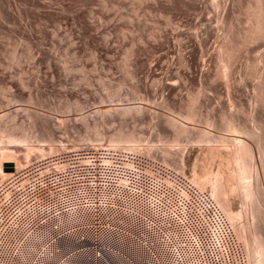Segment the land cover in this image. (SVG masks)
Returning a JSON list of instances; mask_svg holds the SVG:
<instances>
[{
	"label": "rangeland",
	"instance_id": "rangeland-1",
	"mask_svg": "<svg viewBox=\"0 0 264 264\" xmlns=\"http://www.w3.org/2000/svg\"><path fill=\"white\" fill-rule=\"evenodd\" d=\"M9 1L4 17L0 15V127L10 126L17 135H26L32 150L26 156V152L17 153L21 162L16 155L0 151V180L33 157L56 153L65 145L95 146L98 139L124 131L133 133L135 142L110 147L135 148L187 174L199 186L209 185V163L188 165L181 153L192 150L196 156L204 150L205 157L213 145L211 138L222 147L225 137H231L228 120L234 118L256 132L249 138L243 134L242 138L255 150L248 160L257 165L259 194L252 201V210L242 218L239 208L248 206L239 196H234L240 199L234 205L227 202L228 195L215 201L232 223L254 222L261 230L259 239L264 247V103L255 93L264 80V38L244 42L253 22L256 0ZM44 1L46 5H40ZM177 24L184 29L178 28L179 37ZM108 36L112 39L106 42ZM228 39L234 48L228 67L229 87L218 75L222 62L217 61L218 47ZM105 42L108 49L103 47ZM178 45L192 63L189 71L178 56ZM202 52L206 54L203 58ZM200 59L208 68L202 80L199 74L204 66ZM22 80L28 85L23 86ZM198 93L200 99H196L193 108L197 115L186 122L185 103L191 94ZM141 105L154 110V116L148 109L124 112L125 108ZM101 116L104 121L97 128L94 121ZM37 117L35 125L33 120ZM45 121L47 126L39 125ZM179 126L185 131L180 135L182 142L174 148L176 145L171 147L170 141ZM206 131L211 132L207 141L199 143L198 137ZM59 140L63 142L60 145ZM49 145L55 146L48 150ZM220 161L216 159L213 166L225 164ZM7 163L13 164L12 171L5 170ZM198 171L203 175L199 183L194 178ZM239 240L247 251L249 264H257L253 258L259 256V248L243 237Z\"/></svg>",
	"mask_w": 264,
	"mask_h": 264
},
{
	"label": "built area",
	"instance_id": "built-area-1",
	"mask_svg": "<svg viewBox=\"0 0 264 264\" xmlns=\"http://www.w3.org/2000/svg\"><path fill=\"white\" fill-rule=\"evenodd\" d=\"M248 264L208 191L142 151L65 145L0 181V264Z\"/></svg>",
	"mask_w": 264,
	"mask_h": 264
},
{
	"label": "bare ground",
	"instance_id": "bare-ground-1",
	"mask_svg": "<svg viewBox=\"0 0 264 264\" xmlns=\"http://www.w3.org/2000/svg\"><path fill=\"white\" fill-rule=\"evenodd\" d=\"M32 2H35L34 0H31ZM64 1V0H63ZM168 1V0H167ZM188 1V0H187ZM221 1V0H220ZM220 1H216V3H221ZM43 2V1H41ZM172 2V1H170ZM223 3H225V0L222 1ZM227 2H229L227 0ZM173 3V2H172ZM215 3V1H214ZM215 3V5H216ZM39 4V3H38ZM119 4V3H118ZM117 4V5H118ZM228 4V3H227ZM10 5V1L9 0H0V15L1 17H4L5 13H6V9H5V6H9ZM40 5H46L45 1L44 3H40ZM59 5L60 2H59ZM168 5V3H167ZM255 5V4H254ZM114 6H116V4H114ZM183 6V5H182ZM186 6V5H185ZM184 6V8H185ZM220 6V4H219ZM224 6V4L222 5ZM227 6V5H226ZM252 6V5H251ZM250 6V7H251ZM63 7V6H61ZM60 7V8H61ZM118 7V6H117ZM187 7V6H186ZM216 8L218 7L215 6ZM225 7V6H224ZM253 22H252V25L250 26L251 28L248 30V32L246 33V36L244 38V42L248 43V42H252L254 40H257V39H263L264 38V1H261V0H256V5L255 7H253ZM65 10V8H63ZM227 8H225L224 10L226 11ZM68 10V9H67ZM186 10V9H185ZM224 11V12H225ZM63 14V13H62ZM78 14V13H77ZM21 15V13H20ZM76 15V13H75ZM225 14H223L224 16ZM251 15V16H252ZM123 16V15H122ZM202 15H200L201 17ZM221 16V15H220ZM61 17V16H60ZM198 17V18H200ZM169 18V17H168ZM219 18V16H218ZM222 18V17H221ZM3 19V18H2ZM74 19V22H75V18ZM170 21H172V18L170 16ZM169 19H167L169 21ZM21 20V19H20ZM61 20V19H60ZM222 20V19H221ZM4 21H5V18H4ZM198 21V20H197ZM201 21V20H200ZM14 23V22H13ZM83 23V22H82ZM132 23V22H131ZM170 24L172 22H169ZM15 24V23H14ZM220 24V23H219ZM93 25V24H92ZM181 25V24H179ZM195 25V24H194ZM83 26V25H82ZM176 26V25H175ZM174 27V26H173ZM172 27V28H173ZM171 28V29H172ZM180 27H178V24H177V32L176 35L177 37L178 34L180 35V32H179V29ZM228 28V27H227ZM176 29V28H175ZM201 29V28H200ZM167 33H168V29H166ZM180 30H183L184 29H180ZM174 30H172L173 32ZM199 31V30H198ZM30 32V31H29ZM82 32V31H81ZM164 32V31H163ZM194 32V31H193ZM28 33V32H27ZM166 33V34H167ZM183 33V32H181ZM199 33V32H197ZM197 33H196V36H197ZM160 34V33H159ZM164 36V33H161L160 34V37ZM111 35V34H110ZM168 35V34H167ZM173 35H175V33H173ZM90 36V35H89ZM113 36V35H111ZM194 36H195V33H194ZM225 36V35H224ZM88 37V36H87ZM91 37V36H90ZM110 37V36H108ZM114 37V36H113ZM198 37H199V34H198ZM206 37V36H204ZM203 37V38H204ZM202 38V36H201ZM88 39V38H87ZM108 41L106 40V42H109L110 40L109 39H112L111 37L110 38H107ZM196 41H198V38L196 37ZM226 39V38H225ZM89 40V39H88ZM94 40V39H93ZM90 41V40H89ZM201 41V39H200ZM203 41V40H202ZM201 41V42H202ZM259 41V40H258ZM105 42V47L106 49H108V43ZM154 42V41H153ZM179 42V41H178ZM200 42V43H201ZM243 42V43H244ZM198 43V42H197ZM199 43V45H200ZM203 43V42H202ZM108 44V45H106ZM177 44H180V43H177ZM181 45V44H180ZM180 45H178V49H179V52H178V56L182 62V64L185 66V68L189 71V68L191 67V62L189 60V57L184 54V52L182 50H180ZM202 46V44L200 45V47ZM97 47V46H96ZM112 47V46H111ZM176 47V46H175ZM182 48V47H181ZM203 48V47H202ZM219 48V53H220V60L218 59L217 61H221L222 63H220V67H219V72H218V75L219 76H222L224 78V82L226 83V85L229 87V80H228V76L230 74V70H228V67L230 68L231 66V63H230V60H231V57L233 59V53L232 52V40L231 39H228L226 40L225 42L221 43V45L218 47ZM99 49V48H98ZM111 49H114V48H111ZM204 49V48H203ZM109 50H107L108 52ZM178 51V50H177ZM202 51V50H201ZM234 51V50H233ZM183 52V53H181ZM205 52V51H204ZM204 52H202L200 54V56L203 58L204 57ZM232 53V54H231ZM206 55V54H205ZM264 57V56H263ZM201 58V59H202ZM261 58V56H260ZM200 59V60H201ZM261 60L263 61L264 63V58ZM202 61V66L205 65V60H201ZM200 61V63H201ZM232 62V61H231ZM51 64V63H50ZM198 64V63H197ZM230 65V66H229ZM51 66V65H50ZM195 66V65H194ZM201 66V65H199ZM201 66V67H202ZM193 67V66H192ZM196 67V66H195ZM205 67V66H204ZM202 68L200 69V79L202 80V78L204 77V75L206 74V67L205 68ZM223 69V71H221ZM133 69L130 70V75L133 76L135 74V71H134V74H133ZM257 73V72H256ZM185 75V74H184ZM230 79V78H229ZM263 80V79H262ZM260 81L259 84L262 82V84L258 85L255 89H256V97L257 99L264 103V80L263 81ZM163 82V81H162ZM161 82V83H162ZM201 82V81H200ZM27 83V84H26ZM21 84L23 86H26L28 85V82H25V81H21ZM171 84V83H169ZM174 84V83H173ZM232 85V84H231ZM174 86V85H173ZM254 89V90H255ZM156 90V89H155ZM157 91V90H156ZM164 96V95H163ZM189 96V95H188ZM255 98V97H254ZM149 99V98H148ZM196 99H200V96H199V93L198 94H191L188 98V101L185 103V108L187 110V117L184 118L186 120V122H191L193 120V118L197 115V112H195L196 110L193 109L195 107V104H196ZM156 104V103H155ZM147 106V105H145ZM169 108V107H168ZM135 109H138L139 111H145L146 112V109H148V113L149 111V108H144L143 105L139 106V107H132V108H125L124 109V112H131ZM195 110V111H194ZM213 112V110H212ZM151 113L152 115L154 116V114L156 113L154 110H151ZM150 113V115H151ZM36 117V116H35ZM152 117V116H151ZM223 118H225V116H223ZM34 119V118H33ZM153 119V118H152ZM38 121V117L37 119L35 118L33 120V123L35 125H38L37 123ZM94 121V120H93ZM104 119L103 117H97L94 121V124L97 126H100L102 123H103ZM175 120L174 119H171V124L175 125L176 122H174ZM39 125H45L47 126V121L45 122H42L40 123ZM186 125V124H185ZM228 125H229V132L231 134V137L226 138L224 139L225 141V144L222 145V147H218L216 145V143H218V141H216L215 139H212L211 138V142H213V145L211 146L208 142V144L211 146V149H210V153L209 154H206L205 157H204V154H203V151L200 150L199 154H197L196 156L194 155V153L192 152V150H183L182 153H181V157H182V160L188 164V165H194V166H198L199 164H203L204 162L207 161V165L211 166V169L207 172L206 176L209 180V185H201L199 186L198 184L194 183L191 179V182H193L196 186H198L200 189H203V190H206L209 192L210 195H212L213 199L214 200H222V195H228V203L234 205V204H238L237 201L240 200H236V198L239 196L241 198V201L242 203H245L248 207L246 208H242L240 207L239 208V214L241 215V218L242 216L244 217V215H247L248 214V211H251L252 208H253V204H252V201L254 198H256L259 194V189L257 187V184H259V182H257V178H259V175L257 176V165L255 163H251L249 162L248 160V155H250L252 152H255V150L248 144L247 140L245 138H242L243 134H245V136L247 135V138L249 137H252L255 135L256 132H254L253 130L247 128L246 126H243L242 124H240L239 122H236V120L234 118H231L230 120H228ZM186 127V126H185ZM12 128L13 127H7V126H4V127H0V144L2 146H0V151H6L8 153V155H11V156H17L19 153V151H23V152H26V154L23 156H26L30 153V150H32V147H31V144L28 145L27 144V141H28V138L26 135H17L16 133H14L12 131ZM100 128V127H99ZM15 131V130H14ZM185 130L183 127H176L175 129V132H174V135L173 137L171 138V147H177V145H179L182 141H181V138H180V135L181 133H183ZM211 133V132H204L202 133L199 137H198V142L199 143H204L207 141V135ZM135 138V135L133 133H128V132H124V131H118L115 133V135H112L110 136L108 139L106 138H100L98 139V144L99 146H107V147H110V145H117V144H121V143H134L135 141L133 140ZM55 134L52 133L51 135V141H55ZM60 143L62 144V140H59V145ZM97 143V142H96ZM173 144V146H172ZM37 145V144H36ZM34 146V145H32ZM50 146V145H49ZM52 146H55V145H52ZM48 149L50 150L51 147ZM38 147V146H37ZM36 147V148H37ZM77 147V146H76ZM184 147V146H183ZM35 148V147H33ZM47 148V147H46ZM59 148V147H58ZM63 148V147H62ZM111 148H121V147H111ZM179 148V147H178ZM202 148V147H201ZM200 148V149H201ZM38 149V148H37ZM41 148H39L38 152L40 153V150ZM53 149V148H52ZM51 149V150H52ZM124 149V148H123ZM209 149V147H208ZM43 150V149H42ZM125 150H130V151H136L135 148H125ZM207 149H205L206 151ZM171 151V150H170ZM180 151V150H179ZM259 151V150H258ZM52 152V151H51ZM56 152V151H55ZM152 152V151H151ZM173 152V151H172ZM32 153V152H31ZM35 153V152H34ZM38 153V155H39ZM144 153V152H143ZM207 153V152H206ZM21 154V152H20ZM41 156H42V152L40 153ZM145 154V153H144ZM163 154V153H162ZM174 154V153H173ZM37 155V154H36ZM48 155V154H47ZM147 155V154H145ZM165 155V154H164ZM168 155V153L166 154ZM170 155V153H169ZM210 155V156H208ZM149 156V155H148ZM18 157V156H17ZM38 157V156H37ZM151 157V156H150ZM165 157V156H164ZM262 157V156H261ZM21 156H19L17 159L21 162ZM24 158V157H23ZM30 158V157H29ZM34 158V157H33ZM32 158V160H33ZM13 159V158H12ZM31 159V158H30ZM30 159H27L30 161ZM36 159V157H35ZM168 159V158H167ZM172 159V158H171ZM222 160L220 162H224L225 164H220L219 162V166L218 167H215L213 166L214 165V161L215 160ZM26 160V159H25ZM24 160V162H25ZM26 160V162H27ZM31 162V161H30ZM29 162V163H30ZM165 162V161H164ZM173 162V161H172ZM28 164V163H27ZM163 164V163H162ZM218 164V163H217ZM23 165V164H22ZM26 165V163H25ZM24 165V166H25ZM165 165V164H164ZM168 165V164H167ZM165 165V166H167ZM207 165H203L204 167H206ZM256 165V166H255ZM202 166V168H203ZM22 168V166H21ZM195 168V167H194ZM193 168V169H194ZM20 169V168H19ZM196 169V168H195ZM17 170V169H16ZM202 170V169H201ZM188 171V170H187ZM186 171V172H187ZM179 172V171H178ZM185 172V171H184ZM182 173V172H180ZM11 174V172L6 175L5 177L9 176ZM187 175V174H186ZM193 176V175H192ZM195 179L197 180V182H202L201 180V177L203 176L201 174V172H197L195 175H194ZM195 180V181H196ZM1 181V180H0ZM260 181V180H259ZM259 186V185H258ZM260 188V187H259ZM261 189V188H260ZM234 196H237L234 198ZM226 197V196H225ZM224 197V198H225ZM238 197V198H239ZM223 198V199H224ZM223 203V202H222ZM218 204V203H217ZM240 206V204H239ZM220 207V206H219ZM232 207V206H231ZM221 208V207H220ZM222 209V208H221ZM223 210V209H222ZM229 210V208L227 209ZM226 210V211H227ZM232 210V209H231ZM235 210V209H234ZM230 211V210H229ZM224 212V211H223ZM225 213V212H224ZM230 213V212H229ZM225 215L227 216V214L225 213ZM238 215V214H237ZM228 218V216H227ZM253 218V217H252ZM228 220L231 222V220L228 218ZM243 221V219H241ZM232 223V222H231ZM232 225L234 226V231L237 233L238 237L237 239H241L242 237L245 239L246 242L248 241H252L256 246L257 248H259V256L256 257L254 256L253 260L254 262H257V264H264V247L259 239V234L261 233V230L259 229V227L254 223V222H250V221H243V222H235V223H232ZM235 233V234H236ZM236 235V236H237ZM238 239V240H239ZM240 241V240H239ZM241 242V241H240ZM241 244L243 245V248H244V251H245V254H246V257H247V251L244 247V244L241 242ZM64 259V261H62V263L60 264H72L70 262H67L68 260H66L65 258L66 257H61ZM247 261H248V264H249V260H248V257H247ZM54 264V263H53Z\"/></svg>",
	"mask_w": 264,
	"mask_h": 264
},
{
	"label": "water",
	"instance_id": "water-1",
	"mask_svg": "<svg viewBox=\"0 0 264 264\" xmlns=\"http://www.w3.org/2000/svg\"><path fill=\"white\" fill-rule=\"evenodd\" d=\"M5 170L12 171L13 170V164L12 163H7Z\"/></svg>",
	"mask_w": 264,
	"mask_h": 264
}]
</instances>
